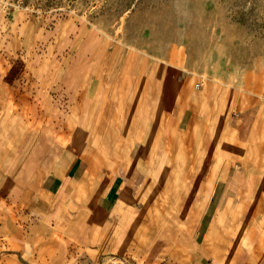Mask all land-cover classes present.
<instances>
[{
  "label": "crops",
  "instance_id": "0c3cea01",
  "mask_svg": "<svg viewBox=\"0 0 264 264\" xmlns=\"http://www.w3.org/2000/svg\"><path fill=\"white\" fill-rule=\"evenodd\" d=\"M12 45L0 40V264H264V105L224 90L236 116L199 115L187 78L146 76L124 53L106 75L65 76L53 51L35 77Z\"/></svg>",
  "mask_w": 264,
  "mask_h": 264
},
{
  "label": "rangeland",
  "instance_id": "374dc122",
  "mask_svg": "<svg viewBox=\"0 0 264 264\" xmlns=\"http://www.w3.org/2000/svg\"><path fill=\"white\" fill-rule=\"evenodd\" d=\"M0 40L16 44L3 53H17L20 70L32 60L35 77L53 51L65 76L106 75L109 57L124 53L145 58L146 76L160 64L187 78L199 115L211 107L216 120L228 111V121L235 108L223 93L230 90L264 105V0H0ZM88 80L66 113L67 135Z\"/></svg>",
  "mask_w": 264,
  "mask_h": 264
},
{
  "label": "built area",
  "instance_id": "2783aa9c",
  "mask_svg": "<svg viewBox=\"0 0 264 264\" xmlns=\"http://www.w3.org/2000/svg\"><path fill=\"white\" fill-rule=\"evenodd\" d=\"M202 82H198V83H196L195 84V89H198L202 84H201Z\"/></svg>",
  "mask_w": 264,
  "mask_h": 264
}]
</instances>
